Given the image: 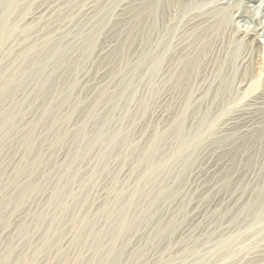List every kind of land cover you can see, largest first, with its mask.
I'll return each mask as SVG.
<instances>
[{
  "label": "rangeland",
  "instance_id": "374dc122",
  "mask_svg": "<svg viewBox=\"0 0 264 264\" xmlns=\"http://www.w3.org/2000/svg\"><path fill=\"white\" fill-rule=\"evenodd\" d=\"M48 1L29 0L20 3L18 5L19 9L15 12V15L22 16L35 10V8L38 9L39 6H44ZM80 1H83L84 3L82 5L85 4V6L97 2L98 3L95 5L103 6L100 2H104V5L107 3L108 12L110 11L111 13L109 12L107 14V21L104 24L106 28H104L103 31L101 30L103 33H101L100 42H105L107 40V42H115L117 35L119 36L124 25L127 26L126 24L128 21L126 22L124 20L125 17L119 15L125 5L127 9L129 8L128 11H130L131 14V19L129 21L131 26L136 25L137 18L140 17L138 16V10H141L139 4L141 0H126L127 2L125 0H96V2L95 0ZM78 2H72L71 6L75 7L74 4H76V6L81 4H78ZM110 5L113 7L111 8ZM74 7H72L71 10H73ZM206 7L208 6L204 4V7L202 6L200 9L203 10L206 9ZM55 17L58 20L60 18L58 14H55ZM109 18L111 19L109 20ZM122 20L124 22H122ZM40 21L43 22L44 18ZM132 21L134 22L132 23ZM215 21L212 23L215 24ZM107 22H110V24ZM185 22L186 21L183 22V25ZM225 24H221V26L225 25L222 27L220 24L217 25L215 29L218 31L213 29V31H216V34L212 36L211 40L209 39L210 42H212V40L216 42L217 39L218 41L221 40L223 44L227 43L226 41L230 34L229 29L231 28V24L229 21ZM40 26L41 25L36 24V27L31 28L32 30L26 29L27 31H23L26 35L22 32V34H20V39L22 40L23 36L27 38L31 32V35L35 37L39 36L38 30L41 29H38V27ZM192 40L193 38H191V41ZM121 41L123 40L119 39L117 42ZM9 42L5 45L6 47L10 44L5 48L6 50H4L6 54L4 53L3 60H0V73L6 70V64L8 65V63L14 62L13 58H15V55L24 47L22 44L23 42L19 40L18 42L15 41V43H12L13 40H9ZM126 45L128 44H125V46ZM209 45H211V43H209ZM120 46L121 45H118L115 51L111 53L113 56H116L121 47L123 51L127 50L126 48L128 46ZM70 49V47L66 48L63 54L64 56L60 60L61 62L63 61L64 64H60V61L55 65L53 64L55 71L53 70V74L52 72L50 75L48 74L49 77H46L42 85L41 83L35 85V82L31 80L27 82L24 81V87L21 89H24L25 92L21 91L17 93H25L23 96L24 100L17 106L21 110L20 115L8 123L0 119V122H4L3 125H0V264H89V260L91 259H94L93 264H98L100 257L94 254V252L99 249L96 247L97 244L95 243L96 233H90L88 237L79 236L76 231L80 218L85 215L88 219L94 221L97 226H106L103 212L108 206H113L115 210L119 207L122 201V199L118 197L119 189L123 187L126 191L131 190L143 171L142 169H145L149 161L162 159L164 156L175 151L178 155L172 161L169 171L161 173L157 180L150 183L151 189L147 191L146 198H143V195H141V204H143L147 213L144 214L142 212L141 216L138 217V230L130 228L126 231L125 239L122 243L118 242L117 245H115L114 254L107 264H176V262L177 264H204V262L207 264H237L238 262V264H247L250 262L251 264L255 256H259L260 259L254 261V263L256 264L258 262L257 264H262V262H264V228L253 232H244L242 229V226H244L242 216H249V207L239 210L236 205L227 206L222 203L216 206L215 210L212 211L209 216L200 220V224H198L199 221L194 225L191 223V227L188 229L189 231H186L184 235L179 236L180 232L178 234L177 231L178 228L182 226H188L191 218L200 212L199 208H197L199 211L196 209L198 205L196 204L197 201L200 202L202 206H205V204L210 202L213 198L224 194L227 195L231 192L232 188L229 186L228 177L234 171L237 163L235 148H239L241 145L240 143L237 144L240 142L238 139L241 137V135H239L241 134V127L259 118L263 112L262 103H264V98L262 96H260L259 99L256 97V90L262 87V82L259 78L263 69L260 62V58L263 57V54L253 50V55H251V59L247 63L248 66L244 71L240 69L237 70V66L233 59L231 61L228 59L222 61V59L218 58L221 54L218 56L215 54V56L211 58V65L204 77H201V66L199 67V65L196 64L197 67L195 66V68L193 65L194 70L192 67L188 66V69H186L187 71H184V75L180 77L181 79L173 77L163 82H157L152 93L146 95L144 98L141 97L143 92L145 93V88L143 84H141V62L129 63L122 58H115L114 60L110 58L111 60H104L100 63L101 66H105L109 75L117 77V82L111 85L109 94L101 98L99 103L93 104L95 96L97 97L99 92L92 95L88 94L85 88L81 86H79V88L77 87L78 84L80 85V82H78V84L75 83L76 86L72 92L73 96L71 95L69 103L66 104L63 103V96L61 95H63V91L65 92L68 85L72 82L69 81L72 77L77 75L81 68L87 70V66H89V63L86 62L88 57L86 50L80 49V52L76 53V51L78 52L77 48ZM205 51H208V48H206ZM243 51L245 52L246 50ZM73 53L75 57L70 58L71 61L73 60L72 63L67 57H70ZM204 54L206 55L207 52ZM210 55L209 52L208 58ZM82 56L83 58L85 57V59H83ZM78 64L82 67H79L77 71L78 68H76V66ZM220 66L224 68L225 74L221 72ZM233 66L236 67V69ZM8 69L10 70L12 67ZM219 70L220 73H217ZM94 71L95 67L91 68V70L90 68L88 69L87 75L89 78L93 76ZM70 73L72 75H70ZM61 77L64 78L62 79ZM127 77H132L133 83L136 85V95L133 100L126 98L127 95H118L120 89L123 87L124 78ZM240 83L246 84L247 88L237 89ZM260 85L261 87H259ZM42 88L45 91L40 90ZM205 89L209 90L207 92L208 94L204 93L203 90ZM17 90L19 89H16V91ZM187 91H191L195 95L202 91L203 93L201 97H198V103L187 111V117L181 128L182 131H179L177 129L179 127L178 118L176 117L177 113H175V117H170L173 112L171 109V102L168 98H174L177 95H179L180 98L183 92L181 97H184V95H187ZM53 92L55 94H53ZM163 96H168V98L159 100V97L162 99ZM221 96L225 100L223 105L220 102ZM6 100V97L0 96V118L4 117L7 110L11 112L14 111L11 110L12 107L8 105L9 103H7ZM159 111H166L167 114L170 115L167 122L156 121L154 119L153 115ZM202 113L212 115V120H210L214 121V124L228 119H236V124L228 132H225L222 137L219 136L211 141L209 152L205 150L204 144L201 145L199 143H195L196 151L193 153L188 154L184 151H179V148H177L178 142L188 134H192V131L195 129V126L190 124L187 120L195 119ZM24 115H27L26 118L34 117L33 121L28 124L25 123L22 120ZM68 121H72L73 124L76 122V124L67 127ZM154 131H156L154 134H157L156 136L158 137L156 143H152L151 140H149ZM79 133H83L85 137L81 141V147H83V149L77 153L75 151V146L76 138ZM28 136L33 137V147L30 149L26 144ZM57 136H60L59 143L54 144L57 140ZM138 136L141 138L139 139ZM97 137L98 141H95ZM108 141L112 143L107 145ZM206 145H209V141ZM223 146L228 147L230 151H224ZM225 160L231 163V167L223 173L221 164ZM16 162L18 163L16 164ZM77 168H79V170ZM69 169L79 171L73 185V192L77 195V198L66 199V205L64 207L60 206L58 200L52 201V206L46 207V201L49 198H53L55 191L65 187L67 185L66 183L71 179L72 172ZM195 170L200 172L202 182L204 180L210 183L221 179L222 181L200 196L198 194L199 191L191 192L187 190V186L191 182V173L195 175ZM124 172H127L126 176L123 175ZM225 176L226 179H224ZM192 179L197 182L199 181L198 179ZM195 181H193L192 184H194ZM160 186L164 188H159ZM27 188H29V190ZM159 190H163L165 193L158 198L155 204H151L149 200L154 197ZM20 192L23 193L22 196ZM244 194L248 196L249 193L245 192ZM96 201L100 202L98 203ZM167 208H170L169 211L171 213L168 220L167 218L164 219V216H162L165 215L164 210ZM39 212L45 215L43 220L38 217ZM156 217L160 219L158 220ZM51 218L55 219L52 226H50ZM203 220L205 221L202 222ZM144 222L148 225L150 230L148 228V230L146 229V234L142 236L141 240V237L135 234L136 232H141V225ZM149 226H151L152 230ZM225 227L229 229H227L229 232ZM237 228L239 230H237ZM208 229L210 232L212 231V234ZM215 229L220 233L222 231V233L215 232ZM194 232L197 233L195 234ZM208 233H210V235ZM194 234L196 236H194ZM173 236L174 238H172ZM226 236L232 237V247L229 245L230 252L232 253L230 254L229 260L223 263L217 257L212 259L211 254L208 252L213 244L221 239H225ZM210 239L213 240V243ZM181 240L185 242L183 243ZM235 241L238 242L234 243ZM101 243L102 246L104 244V246H107L106 239L101 238L99 244ZM143 243L144 245H142ZM210 243H212L211 246H209ZM131 244L132 246L135 245V249L130 252L127 251L125 253L126 250L121 252L119 249L121 246L125 248L126 246L129 247ZM168 244L170 245L168 246ZM181 246H184V249ZM200 246L202 248H199ZM205 246H207V250ZM146 249H148V251ZM187 249L188 251L190 249L192 250L188 253ZM199 249H201V251ZM144 250L146 251L144 252ZM185 250L186 253H184ZM257 252H260V255ZM154 253H158L159 257ZM174 254L178 257L175 258L176 256ZM149 255L151 257H148ZM153 256L155 257L153 258ZM171 256L174 257V259ZM240 256L246 258H243L244 262ZM191 260L192 262H190ZM258 260H261V262Z\"/></svg>",
  "mask_w": 264,
  "mask_h": 264
},
{
  "label": "bare ground",
  "instance_id": "6f19581e",
  "mask_svg": "<svg viewBox=\"0 0 264 264\" xmlns=\"http://www.w3.org/2000/svg\"><path fill=\"white\" fill-rule=\"evenodd\" d=\"M27 1L29 0H0V60L1 59L3 60V56L5 53L4 50H6L5 48L11 44L9 40L11 41L13 40L12 43H15V41L18 42L19 40L20 42H23L22 44L24 45L23 49L21 48V51L17 55H15V58H13L14 62L8 63V65L6 64V67H5L6 70L4 69L5 71L3 73H0V96L6 97L7 99L6 102L9 103L8 105L12 107L11 110H14L13 112L7 110L4 114V117L0 118L1 120H4L5 123L13 121L14 118L18 117L21 114V110L17 106L19 103H22V101L24 100L23 96L25 93L23 94H17V93L24 91V89H21L24 87L23 86L24 81L27 82L31 80L35 82L34 83L35 85H37V83L38 84L41 83L42 85L44 80L48 76V74L50 75L51 72L53 74V70L55 69L53 64L54 65L57 64L63 58L64 56L63 54L66 51V48L68 47H70L71 49L77 48L78 52L76 51V53H79L80 49L82 50L84 49V51L86 50V52L88 53L86 62L89 63V66L87 67L88 69L90 68V70L91 68L95 67V71L93 73V76L89 78V76L87 75L88 69L85 70L84 68H81V70L77 73V75H75L76 77L75 76L72 77V79L69 81V82L71 81L72 82L68 85L65 92L63 91V95H61L63 96L62 97L63 103H66V104L69 103V99H71L72 92L74 90V87L76 86L75 83L78 84V82H80V85L78 84L77 87L79 88V86H81L85 88V91L88 94L92 95V94H95L96 92H99L97 94V97L95 96V100L93 104L99 103L101 101L100 100L101 98H104L105 96L109 94L111 85L117 82V77L109 75L106 71L105 66H101L100 63H102L104 60L106 61V60H111V59L114 60L115 58L117 59L122 58V59H125L129 63L141 62V84H143L145 88V93L143 92V95H141V97L144 98L146 95L152 93V90L154 86L157 85L156 84L157 82H163L173 77H176L177 79L182 77L184 75V71L185 72L187 71L186 69H188V66L192 67L193 70H194L193 65L194 67L196 66V64H198L199 67L201 66L200 68L201 77L202 76L204 77L206 75V72L209 70V66L211 65L210 64L211 58L212 56L214 57L215 54L217 56L221 54L218 58L222 59V61H224L225 59H228L229 61H231L233 59V61L235 62V65L237 66V70L240 69L244 71L248 66L247 63L250 61L251 55H253V50L258 51L257 53L263 54V57L260 58L261 67L263 69L261 71L260 78H259L262 82L261 84L262 87L260 85L259 87L261 88L260 89L257 88L258 90H256V97L258 99L260 96L264 98V5H262L261 0H141L139 3L141 10H138L139 11L138 16H140L141 18L140 17L137 18L136 16L137 18L136 25L131 26V24L129 23L131 19V14H130V11H128L129 8L127 9L125 7L126 5L123 7L121 12L119 13L121 17H125L124 20L126 22L128 21L129 25L128 23L126 24L127 26L124 25V28L120 31L119 36L118 35L117 37L115 36L116 37L115 42L114 41L107 42L108 41L107 39H106L107 41L104 40L105 42L103 41L100 42L101 33H103L102 32L103 29L106 28L105 27L106 25H104L105 22L107 21L106 17H107V14L110 12V11L108 12L107 3L104 5L103 4L104 2H100L102 3L103 6H97L95 4H97L98 2L95 3L96 2L95 0L94 2L95 4L91 3L85 6V4L82 5L84 2L80 0H51V1L47 0L48 2L44 6H39L38 9L35 8V10H32L31 12H28L22 16H16L15 12H17V10L19 9L18 5L20 3L27 2ZM75 1L77 2L80 1L78 2V4L79 3L81 4H79L78 6L74 4L75 7L71 6L72 2H75ZM204 4L205 6L207 5L208 7H206V9L202 8L203 10H201L200 8L202 6L204 7ZM72 7H74L73 10H71ZM112 7L113 6H111V8ZM258 9L260 12L259 16L257 15ZM55 14L56 15L58 14L60 16L59 20L56 19ZM42 18H44L43 22L40 21ZM110 19L111 18H109V20ZM183 20L186 21L184 25H183V22H184ZM213 21H215V24L212 23ZM228 21L231 24L230 26L231 28L229 29L230 34H229V37L227 38V41H226L227 43H224L225 44L224 45L221 40L218 41L217 39H216V42L215 40H212V42H210L209 39L211 40L212 36H215L216 34V31H213V29L217 30L215 29L217 25L220 24L221 26V24H225ZM122 22L124 21L122 20ZM133 22L134 21H132V23ZM107 23L110 24V22H107ZM36 24L41 25L40 27H38V29H41V30H38L39 36L36 35L37 37H35L34 35H31L32 34L31 32V34L29 33L31 36L28 35L27 38L26 36H23L21 40L20 34H22V32L25 31L26 29H31V28L36 27ZM225 25H222V26H225ZM23 33L24 35H26L25 32ZM191 38H193L192 41H191ZM119 39H122L124 42L123 41L117 42ZM8 42L10 44H8V46L5 47V45H7ZM209 43H211V45H209ZM125 44H128L126 45L128 47L126 48L127 50L123 51L121 46L123 45L125 46ZM118 45H121L120 47L123 52L120 49L121 52L118 51L116 56H113L111 53L115 51ZM206 48H208V51H205ZM243 50H246V51L244 52ZM205 52H207L206 55L204 54ZM209 52L211 55L208 58ZM72 57H75L74 53L70 57H67V59L70 60V58ZM67 59H66V62H67ZM83 59H85V57ZM72 61L70 60V62ZM62 62L60 61V64H64V62L63 63ZM234 62H233V65H234ZM9 67H12V69L9 70L8 69ZM79 67H82V66H79L78 64L76 66V68H78L77 71L79 70ZM220 67H221V72L225 74L224 68L222 66ZM234 68L236 69V67ZM217 73H220V70L217 71ZM195 74H198V73H195ZM195 74H194V77H195ZM70 75L72 74L70 73ZM132 77L124 78L123 87L120 89L118 93L119 96L127 95L126 98H128L129 100H133L136 95V85L133 83ZM187 84H188V81H187ZM237 87H238L237 89H242L245 87L247 88V85L240 83ZM16 89H19V90L16 91ZM40 90H44V89L42 88ZM203 91L206 94L209 90L205 89ZM203 91L196 95L191 91H187L188 92L186 93L187 95H184V97H181L182 94L185 92L184 91L180 95V98H179V95L175 96L176 98L175 97L168 98V96H163L161 99L159 97V100H165L167 98L169 99V101L171 102V109H172L173 114L170 116L169 114H167L166 111H159L153 115L154 119L156 121L167 122L169 116L175 117V113H177L176 117L178 118V122H179V127L177 129L179 131H182L181 128L184 125V120L187 117V111L191 109L195 104L198 103L199 101L198 97H201V94L203 93ZM53 94L55 93L53 92ZM220 102L222 103V105L225 103V100L222 96L220 97ZM14 107H17V108L13 109ZM262 108H263V112H262V115L259 116V118L241 127V134H239L241 135V137L239 136L240 138L239 139L237 138L238 140H240V142L238 143L236 142L237 144L240 143L241 145L239 148L238 147L235 148V155H237V163L235 165L234 171L228 177L229 186L232 188L231 192L227 195L224 194L219 197L213 198L210 202L205 204V206H202L201 203L197 201L196 204L198 205L196 209L199 208L200 212L191 218V220L189 221L190 223H188L189 224L188 226H185V227L182 226L183 228L180 226L181 228H178V231L176 230L178 234L180 232L179 236L184 235L186 231H189L188 229H190L191 223L194 225L195 223H198L199 221L198 224H200V220L209 216V214L215 210L216 206L222 203L227 206L236 205V207L239 210H243L245 207H249V211H248L249 216H246V215L242 216L243 221H244V226H242L243 227L242 229L244 232H247V231L253 232L255 230L256 231L262 230L264 228V103H262ZM26 116L27 115H24L22 117V120L27 124L31 123L34 117L26 118ZM211 118H212V115L202 113L195 119L187 120L190 124H193L195 126V129L192 131V134H188L186 137H184L182 140L178 142L177 148H179V151H184L188 154L193 153L196 151L195 143H199L201 145L204 144L205 150L206 151L208 150L209 152L211 141L213 139L218 138L219 136L222 137L225 132H228L236 124L235 122L236 119H228L226 121H221L219 123L214 124L213 123L214 121H211L212 120ZM4 122H0V125H3ZM72 124H73L72 121H68L67 127L69 125L74 126L76 122H74L73 125ZM154 133H156V131H154L151 134L152 137L149 139L151 140L152 143L153 142L156 143L158 141V137L156 136L157 134H154ZM84 137L85 135L83 133H79V135L76 138L75 151L77 153L83 149V147H81V141L84 139ZM138 138L140 139L141 137L138 136ZM56 139L57 140L55 141L54 144L59 143L60 136H57ZM95 141H98V137L95 139ZM208 141H209V145H206ZM110 143L112 142L108 141L107 145H109ZM26 144L29 149L33 147V137L32 136H28L26 140ZM223 150L227 152L230 151V149L225 146H223ZM177 155L178 153L175 151V152L170 153L167 156H164L162 159H157L156 161H149L145 169H142L143 171L141 172L137 181L134 183V186L131 190L126 191L123 187H121L118 193V197L122 199L119 207L115 210L113 206H108L105 208L103 212L104 221L106 222V226H100V227L97 226L94 221H91L85 215H83L80 218L77 231H76V233L79 236L88 237L90 233L91 234L96 233L95 243L97 244L96 247L99 249L96 252H94V254L95 256L100 257L98 264L108 263L109 259L114 254L115 245H117L118 242H121V243L123 242V240L125 239L126 231L128 229L135 228L136 230H138L139 228L138 217L141 216L142 212L144 214L147 213V211L145 210V207L143 206V204H141V195H143V198L144 197L146 198L147 191L151 189L150 183L152 181L157 180L161 173L169 171L172 161L177 157ZM17 163L18 162H16V164ZM245 166L248 168H246ZM230 167H231V163L229 161L225 160L221 164V170L223 173L225 172V170H229ZM77 169L79 170V168ZM69 170L72 172L71 179L66 183L67 185L65 187L61 189L59 188L58 190L55 191L53 198L51 199L49 198L46 201V205H45L46 207L48 206L50 207V205L52 206V201L54 200H58L60 206L64 207L66 205V199H69V198L76 199L77 198V195L73 192V185H74V182L76 181L75 179L79 171H74L71 169ZM193 174L191 173V176L189 174L191 178L190 180L191 182L190 184H188V186L186 185L187 190L191 192L199 191L198 194L200 196L205 194L209 189L213 188L220 181H222L221 179V180H217V181L210 182V183L205 182L204 180L202 182L200 172L196 171L195 175ZM123 175L126 176L127 172L126 173L124 172ZM192 178L198 179L199 181L197 182L193 180ZM224 179H226V176ZM193 181H195L194 184H192ZM159 188H164V187L160 186ZM27 189L29 190V188ZM245 192L249 193L248 196H245L244 194ZM164 193L165 191L159 190L156 193V195L149 200V202L151 204H155L158 198ZM20 195L22 196L23 193L20 192ZM169 209L170 208H167L166 210H164L165 215L161 214L162 216H164L163 217L164 219L167 218L168 220V218H170L171 213ZM38 214H39L38 217L41 218V220L45 218V215H43V213L39 212ZM156 218L158 219V217ZM54 221L55 219L51 218L50 226H52ZM204 221L205 220H203L202 222ZM15 222H16V219H15ZM144 223L141 225V232L140 233L136 232L135 234L138 237L140 236L141 240H142V236L146 234L145 231L148 228V225H146V223L144 225ZM208 224H211V223H208ZM221 226H222V223H221ZM149 227L151 228V226ZM238 228L237 230H239ZM227 229L228 228H226V230ZM215 232L220 233L218 232V230L216 231V229H215ZM210 233L212 234V231ZM210 233L208 234L210 235ZM195 234L194 236H196ZM101 238L107 240V246H104L105 245L104 244L103 245L104 247H103L102 243L99 244ZM172 238H174V236ZM231 239H232L231 236H228V237L226 236L225 239H221L219 241L217 239L218 242H216L212 246L211 244L213 243V240L210 239L212 243L209 244L211 248L209 249L208 247L209 249L208 253L211 254L212 256L211 258L213 259L217 257L223 263H226L231 256L230 254L232 253L230 252V249H229L230 248L229 245H231V242H232ZM236 242L238 241H235L234 243ZM142 245H144V243ZM169 245L170 244H168V246ZM131 246L132 244L129 247L126 246L125 248L121 246L119 249L121 250V252L126 250L125 251L126 253L127 251L130 252L131 250L135 249L134 248L135 245H133L132 247ZM207 246H205L206 250H207ZM182 248L184 249V246ZM187 248H188V245H187ZM199 248H202V247L200 246ZM203 249H204V246H203ZM146 250L148 251V249ZM146 250H144V252ZM199 250L201 251V249ZM189 251L187 249L188 253ZM184 253H186V250ZM191 253L195 254L194 252H191ZM141 254H142V251H141ZM155 255L158 256V253ZM255 255H256V252H255ZM148 257H151V256L149 255ZM154 257L155 256H153V258ZM177 257L178 256H176L175 258ZM172 258L174 259V257ZM240 258L243 259L244 257L240 256ZM244 259H243V262H244ZM257 259H260L259 256L254 257L253 263ZM214 260H217V259H214ZM249 261H252V260L250 259ZM258 261L261 262V260H258ZM190 262H192V260ZM93 263H94V259L89 260V264H93ZM263 263L264 262H262V264ZM204 264H207V263L204 262ZM247 264H250V262Z\"/></svg>",
  "mask_w": 264,
  "mask_h": 264
},
{
  "label": "clouds",
  "instance_id": "9594fccd",
  "mask_svg": "<svg viewBox=\"0 0 264 264\" xmlns=\"http://www.w3.org/2000/svg\"><path fill=\"white\" fill-rule=\"evenodd\" d=\"M262 5H264V0H261ZM260 12L259 9L257 10V15L259 16Z\"/></svg>",
  "mask_w": 264,
  "mask_h": 264
}]
</instances>
